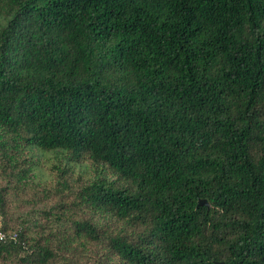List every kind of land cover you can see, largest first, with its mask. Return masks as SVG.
<instances>
[{
	"label": "trees",
	"instance_id": "obj_1",
	"mask_svg": "<svg viewBox=\"0 0 264 264\" xmlns=\"http://www.w3.org/2000/svg\"><path fill=\"white\" fill-rule=\"evenodd\" d=\"M0 169V264H264V0H0Z\"/></svg>",
	"mask_w": 264,
	"mask_h": 264
},
{
	"label": "rangeland",
	"instance_id": "obj_2",
	"mask_svg": "<svg viewBox=\"0 0 264 264\" xmlns=\"http://www.w3.org/2000/svg\"><path fill=\"white\" fill-rule=\"evenodd\" d=\"M34 152L36 154L35 160L37 161V166L33 167L31 171L27 172V174H16L14 176L13 184L10 186V200L12 207L10 213L12 212L14 221H17L13 223L14 227L18 225L17 223L21 217H28L29 219H38L42 225L46 227L49 226L50 228L49 219L44 212L47 203H37L36 192H39L40 187L46 185L48 181L54 177L53 171L51 170L54 163L56 165L64 166L66 158L64 155L57 158V154L54 152H43L38 149H35ZM29 166L30 165L28 164L23 166L22 170L28 169ZM80 169L81 166H74L72 168L75 177L78 176L77 174L80 172ZM3 176L4 175L0 169V183L8 184L6 178ZM47 210H49V207ZM37 228L36 224L30 223L29 230L32 234L36 233Z\"/></svg>",
	"mask_w": 264,
	"mask_h": 264
},
{
	"label": "built area",
	"instance_id": "obj_3",
	"mask_svg": "<svg viewBox=\"0 0 264 264\" xmlns=\"http://www.w3.org/2000/svg\"><path fill=\"white\" fill-rule=\"evenodd\" d=\"M6 238H7V234L4 231L0 230V241L5 240Z\"/></svg>",
	"mask_w": 264,
	"mask_h": 264
},
{
	"label": "water",
	"instance_id": "obj_4",
	"mask_svg": "<svg viewBox=\"0 0 264 264\" xmlns=\"http://www.w3.org/2000/svg\"><path fill=\"white\" fill-rule=\"evenodd\" d=\"M199 204H207V205L209 206L208 201H207L206 199H204V198H201V199L199 200ZM221 263H223V262H221Z\"/></svg>",
	"mask_w": 264,
	"mask_h": 264
}]
</instances>
